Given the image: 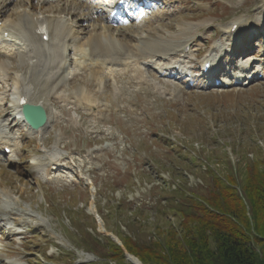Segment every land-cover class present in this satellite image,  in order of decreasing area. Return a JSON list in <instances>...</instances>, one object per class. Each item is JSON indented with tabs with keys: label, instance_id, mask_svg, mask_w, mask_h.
<instances>
[{
	"label": "rangeland",
	"instance_id": "1",
	"mask_svg": "<svg viewBox=\"0 0 264 264\" xmlns=\"http://www.w3.org/2000/svg\"><path fill=\"white\" fill-rule=\"evenodd\" d=\"M59 1L33 0L31 7L70 10ZM6 9L2 22L14 11L12 5ZM76 9L71 8V18L79 21L84 40L93 27L78 20L87 10ZM150 11L153 17L130 33L131 46L163 37L185 39L191 50L182 53L177 47L165 59L115 67L114 76L108 69H75L77 55L69 51L65 58L70 67L50 79L31 69L33 60H27L32 57L23 54L24 48L0 55V65L7 66L0 70V115L8 122L13 116L16 75L32 84L30 99L51 115L38 135L15 120L7 124L19 144L15 156H0V189L11 190L20 205H30L48 223L15 217V234L0 224V264H115L107 261L108 238L123 250L125 264H135L125 256L120 238L152 241L177 223L168 201L174 182L200 196L212 184V170L224 178L232 174L239 187L246 166L264 159V71L259 70L264 66V0H162ZM110 12L99 10L103 16ZM117 13L124 20L123 10ZM64 14L60 17L67 20ZM237 20L247 22L249 30L239 36L226 33ZM210 52L222 68L218 76L198 70L188 79L166 75L174 64L197 69ZM249 58L257 61L239 85L236 71ZM78 92L93 103L76 102ZM42 167L45 179L39 175ZM91 212L99 215L103 231Z\"/></svg>",
	"mask_w": 264,
	"mask_h": 264
},
{
	"label": "bare ground",
	"instance_id": "2",
	"mask_svg": "<svg viewBox=\"0 0 264 264\" xmlns=\"http://www.w3.org/2000/svg\"><path fill=\"white\" fill-rule=\"evenodd\" d=\"M41 1L47 2L48 0ZM64 1L69 4V11L65 10L66 8L64 9L65 11L56 9L52 11L35 10L36 8L34 9L31 7L33 0H1L0 55H15L16 51H19V49L23 50L24 48L27 51H24L23 54L32 57L27 58V60H33L31 69L40 70V73L47 77L45 79H50L57 73V70H64L70 67V63H66L64 57L69 51L77 55V60L73 64L75 69L79 70L85 66L89 70L108 69V74L114 76L115 70L113 69L115 67L123 66L122 69H124V67L130 64L145 65L141 59H145L147 62L153 59H165L171 51H177V47L179 48L178 51L182 53H185L187 48L191 50V43L187 42L185 39L180 42H172L168 38L158 37L152 39L148 37L145 40L142 39L143 41L140 42L142 45L140 46H131L129 44L133 40L130 33L137 32L142 21L147 18L151 19L153 11H150V9L155 7L156 4L161 3L162 0H123V4L120 7L126 15H123L124 20L122 21H119L117 16H113L111 13L107 16H103L99 13L101 7H104L106 10L109 9V11H115V9L119 7L118 3L120 0H109L106 4L103 2H94V0ZM9 5L14 7V11L11 15L7 16L6 21L2 22L8 10L6 8H8ZM72 7L77 8V11L80 9L87 10V14L84 17H78V20H81L83 24L88 23L91 24L90 27H93L94 32L92 31L93 33H91L87 39H81L78 30L80 23L79 21H73L71 18V16L75 14V12L71 10ZM143 9H149V11H143ZM62 12L65 13L64 15L67 20L60 17ZM94 14L96 15L95 17ZM233 24H237L238 26V33H236V36H239L245 30H249L247 22L237 20V23L233 22L228 27V32ZM102 29H104V31H102ZM125 31L130 35L128 38L126 34H122L125 33ZM4 32H6V34ZM45 36L47 37L46 39H44ZM18 41L23 42L22 45H20ZM66 45H68L69 48H65ZM87 60L90 61L89 64H87ZM214 60L215 57L211 55V57L204 58L202 63H212ZM256 61L257 60L249 58L242 62L243 65L241 69L244 76L249 73L251 74L253 68L252 64ZM213 66L214 65H212V67ZM174 67L175 65L173 68ZM1 69L7 70V66L4 64L0 65V70ZM137 70L141 78L149 79L145 70ZM259 70L261 72L264 71V66H261ZM47 74L51 75L48 76ZM30 84L28 80L26 81V78L21 75H16L13 78L11 95L14 111L12 112L13 116L10 118V122L14 118H17L18 123L21 124L24 130L33 135L45 130L50 122L51 115L47 112V124L39 130H31L24 122L19 102L21 99L32 101V99H30L32 84ZM74 96L78 103H93V100L90 101L89 96L83 92H78L77 95L74 94ZM1 101L2 98H0V106ZM8 121L3 118V115H0V156L3 154L15 156L17 153L16 150L19 140L18 137L11 132V128L7 125L10 124ZM52 166L56 165L53 164ZM54 169H57V167ZM67 174H69V172L65 170L63 175L66 176ZM39 175L45 179V170L43 167L39 169ZM89 182H91L90 179ZM21 216L38 219L40 223H48L41 214L35 213L30 205H20L19 196H15L11 190L6 188L0 189V224L9 229L8 233L15 234L17 233L16 229L18 227L15 225L14 219L15 217ZM52 232L54 231L52 230Z\"/></svg>",
	"mask_w": 264,
	"mask_h": 264
},
{
	"label": "trees",
	"instance_id": "3",
	"mask_svg": "<svg viewBox=\"0 0 264 264\" xmlns=\"http://www.w3.org/2000/svg\"><path fill=\"white\" fill-rule=\"evenodd\" d=\"M244 172L238 187L232 174L224 178L208 170L212 184L200 196L174 182L168 201L177 223L152 241L120 238L131 254L129 260L135 264H264V159L253 161ZM99 227L103 231L101 222ZM106 241L107 261L125 264L120 246L109 238Z\"/></svg>",
	"mask_w": 264,
	"mask_h": 264
},
{
	"label": "water",
	"instance_id": "4",
	"mask_svg": "<svg viewBox=\"0 0 264 264\" xmlns=\"http://www.w3.org/2000/svg\"><path fill=\"white\" fill-rule=\"evenodd\" d=\"M21 111H22V116L29 126V128L33 130H39L43 127L46 126L47 124V112L42 103H34L33 101H25L21 104ZM92 195L91 198L93 199V192H94V187L90 188ZM92 213V212H91ZM95 218L97 219L96 221L99 222L98 214L92 213ZM119 245L120 242L116 237L113 238ZM125 256L127 259H129V256H131L129 253H125Z\"/></svg>",
	"mask_w": 264,
	"mask_h": 264
}]
</instances>
